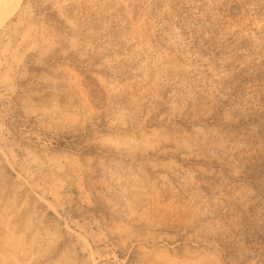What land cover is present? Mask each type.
Instances as JSON below:
<instances>
[{
	"label": "rangeland",
	"instance_id": "rangeland-1",
	"mask_svg": "<svg viewBox=\"0 0 264 264\" xmlns=\"http://www.w3.org/2000/svg\"><path fill=\"white\" fill-rule=\"evenodd\" d=\"M12 2L0 264H264V0Z\"/></svg>",
	"mask_w": 264,
	"mask_h": 264
},
{
	"label": "bare ground",
	"instance_id": "bare-ground-1",
	"mask_svg": "<svg viewBox=\"0 0 264 264\" xmlns=\"http://www.w3.org/2000/svg\"><path fill=\"white\" fill-rule=\"evenodd\" d=\"M14 2H16V0H13V2H12V3H14ZM2 24H4V22H3Z\"/></svg>",
	"mask_w": 264,
	"mask_h": 264
}]
</instances>
